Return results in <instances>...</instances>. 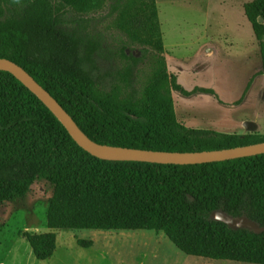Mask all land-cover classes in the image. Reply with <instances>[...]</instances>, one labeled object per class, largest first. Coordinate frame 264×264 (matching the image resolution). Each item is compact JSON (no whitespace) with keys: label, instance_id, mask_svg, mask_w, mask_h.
I'll return each instance as SVG.
<instances>
[{"label":"trees","instance_id":"16d2710c","mask_svg":"<svg viewBox=\"0 0 264 264\" xmlns=\"http://www.w3.org/2000/svg\"><path fill=\"white\" fill-rule=\"evenodd\" d=\"M103 1L0 0V57L32 75L98 143L188 154L264 141L179 121L173 89L188 96L198 87L168 69L157 0H114V27L91 13ZM244 8L262 56L247 90L264 73V0ZM38 180L53 186L49 227L155 229L188 254L264 264V152L197 163L101 157L0 68V203ZM215 211L246 215L263 229L232 227ZM24 235L37 258L54 254L56 231Z\"/></svg>","mask_w":264,"mask_h":264},{"label":"rangeland","instance_id":"374dc122","mask_svg":"<svg viewBox=\"0 0 264 264\" xmlns=\"http://www.w3.org/2000/svg\"><path fill=\"white\" fill-rule=\"evenodd\" d=\"M246 1L157 0L168 69L187 88L198 87L188 96L172 91L177 118L188 126L264 135V73L246 90L262 66ZM112 2L91 10L109 27H114ZM52 195L53 186L38 180L28 193L0 203V264H259L188 254L155 229L49 227ZM25 230L56 231L54 254L37 258ZM78 237L94 242L84 246Z\"/></svg>","mask_w":264,"mask_h":264},{"label":"water","instance_id":"95a60500","mask_svg":"<svg viewBox=\"0 0 264 264\" xmlns=\"http://www.w3.org/2000/svg\"><path fill=\"white\" fill-rule=\"evenodd\" d=\"M264 20V17L260 18ZM0 63L3 64L0 68H5L13 71L22 81H24L33 91L39 94L53 109L56 116L62 121L64 126L67 128L71 136L86 150L96 154L94 150L108 149L117 153L123 154L121 157L115 158H133L150 161H160L169 163H197V162H208L216 160H224L229 158H235L243 155H250L264 152V141H258L254 143H247L244 145H238L235 147L223 148L214 151H204L195 153H175L167 151L149 150V149H138L130 148L126 146H115L109 144L98 143L90 139L74 122L71 116L66 112L63 105L52 96V94L39 83L32 75L26 72L21 66L16 64L9 58L0 57ZM75 123L77 127L84 133L86 140L80 138L73 125ZM250 125V122H246ZM98 155V154H97ZM100 156V155H99ZM105 157V156H101ZM114 157V156H107ZM214 215L225 221L232 227H249L256 230H262L263 226L251 217L246 215H230L223 211H215Z\"/></svg>","mask_w":264,"mask_h":264},{"label":"bare ground","instance_id":"6f19581e","mask_svg":"<svg viewBox=\"0 0 264 264\" xmlns=\"http://www.w3.org/2000/svg\"><path fill=\"white\" fill-rule=\"evenodd\" d=\"M3 64L0 63V67H2ZM77 133H78V136L84 140H86V136L84 135V133L77 127V125L75 123H73ZM94 152L100 156H116V157H121L123 156V154L121 153H117V152H114V151H111V150H108V149H100V150H94Z\"/></svg>","mask_w":264,"mask_h":264},{"label":"clouds","instance_id":"9594fccd","mask_svg":"<svg viewBox=\"0 0 264 264\" xmlns=\"http://www.w3.org/2000/svg\"><path fill=\"white\" fill-rule=\"evenodd\" d=\"M15 2L19 3V0H15Z\"/></svg>","mask_w":264,"mask_h":264}]
</instances>
